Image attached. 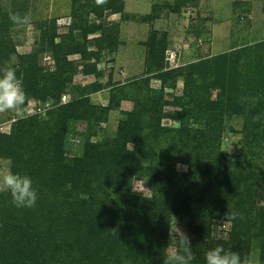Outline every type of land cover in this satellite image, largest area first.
<instances>
[{
    "label": "trees",
    "instance_id": "1",
    "mask_svg": "<svg viewBox=\"0 0 264 264\" xmlns=\"http://www.w3.org/2000/svg\"><path fill=\"white\" fill-rule=\"evenodd\" d=\"M43 3L0 0V67L14 68L27 94L26 114L13 133L0 130V171L27 174L38 190L36 206L26 209L0 191V264H162L175 218L189 220L192 264H204V253L217 245L252 256L254 238L262 240L264 264V41L242 40L225 53L176 66L168 63L167 35L155 32L144 76L105 83L90 37L99 34L97 46L118 52L122 24L105 18L127 19L125 0H72L65 34L57 18L39 20ZM9 11L28 14L30 23L14 25ZM30 25L37 31L34 48L21 55L12 31ZM45 53L54 74L40 64ZM75 56L84 63L80 73L97 75L96 82L75 84ZM180 80L185 103L171 104L165 89ZM105 90L108 105L94 104L92 94ZM29 97L52 104L47 118L28 115ZM125 102L136 110L123 112L112 134L111 115ZM171 105L181 109L173 116L177 127L164 124ZM257 114L262 119L253 123ZM239 120L240 128L232 124ZM227 133L238 136L240 153L226 150ZM75 137L84 139V149L71 156ZM138 180L150 183L149 196L134 192ZM228 212L238 215L226 220ZM216 222L232 224L227 239L213 236Z\"/></svg>",
    "mask_w": 264,
    "mask_h": 264
},
{
    "label": "rangeland",
    "instance_id": "2",
    "mask_svg": "<svg viewBox=\"0 0 264 264\" xmlns=\"http://www.w3.org/2000/svg\"><path fill=\"white\" fill-rule=\"evenodd\" d=\"M5 5H9V0ZM71 1L72 0H46L40 5L39 20L58 19L59 32L65 34L71 26ZM127 19H121L120 15H106L107 24L121 22V45L115 54L105 52L95 44V40L100 35L90 37V53H99L101 62L99 68L103 73V82L113 84L126 83L144 76L147 61V43H149L153 33L158 32L160 36L166 34L170 43L167 56L177 54L175 60L168 61L169 64L184 66L201 59L210 58L225 53L236 46L242 45V40L254 44L264 41V0H125ZM177 5L179 11L175 12ZM156 16L154 22H142L143 18ZM135 18V19H134ZM36 26L16 28L12 31V36L21 55L30 54L34 48ZM77 41L82 44L81 33H76ZM243 41V42H244ZM79 70V75L75 78V84L86 86L96 82L99 77H86L80 72L84 65L80 56L72 57ZM40 64L49 75L56 72L53 57L45 53L40 58ZM153 87L160 89L159 82L154 81ZM166 98L171 104H181L184 102V83L179 81L177 86L169 85L166 89ZM110 90L99 91L92 94L94 104L108 105ZM216 97V93H215ZM29 97V102L33 101ZM71 96H67L65 102H70ZM37 101V100H36ZM30 108L28 107V110ZM136 110L134 103L125 102L121 110L113 112L108 130L113 134L117 132L119 122L124 118L123 112H133ZM181 109L176 106L165 108L167 126H178L173 116ZM11 112L0 113L3 123H9V132L12 133L16 125V116L11 117ZM14 115V114H13ZM242 121L233 122L238 128L242 126ZM237 135L227 133L225 136L226 150L233 154L241 152V147L237 145ZM69 154L71 156L81 153L84 149V139L80 137L72 138L70 142ZM187 167H182L185 171ZM7 172L5 169L0 173ZM134 192L143 196L151 194V185L147 181L138 180L134 183ZM263 204V203H262ZM175 221L177 227L189 233V220L187 218H175L172 224V232L175 231ZM232 229L231 223L216 222L214 224L213 236L220 240L229 237ZM177 247L175 239L170 238V251ZM262 240L254 238L253 257L259 260Z\"/></svg>",
    "mask_w": 264,
    "mask_h": 264
},
{
    "label": "clouds",
    "instance_id": "3",
    "mask_svg": "<svg viewBox=\"0 0 264 264\" xmlns=\"http://www.w3.org/2000/svg\"><path fill=\"white\" fill-rule=\"evenodd\" d=\"M9 20L16 26H24L30 23L28 14L9 11ZM27 94L22 80L16 75V70L10 66L0 67V113L11 112L17 118H23L26 114L25 105ZM41 118H47L46 112H40ZM262 119L260 114L252 117V122L257 123ZM0 191H7L11 197V203L18 209L34 208L38 200V190L33 186L32 178L27 174L7 171L0 173ZM237 213L226 214V220L235 219ZM177 244L174 251L165 248L162 264H192L194 255L189 236L177 227L171 231ZM204 264H260L259 260L251 255H241L240 252L225 250L222 245L207 250L204 253Z\"/></svg>",
    "mask_w": 264,
    "mask_h": 264
},
{
    "label": "built area",
    "instance_id": "4",
    "mask_svg": "<svg viewBox=\"0 0 264 264\" xmlns=\"http://www.w3.org/2000/svg\"><path fill=\"white\" fill-rule=\"evenodd\" d=\"M176 57H177V54H176V55H174V54H170V55L168 56V61L175 60ZM65 99H66V97L63 99L64 102H65ZM65 103H66V102H65ZM52 107H53V106H52L51 103H46V104L44 105V104H41L40 102H37V101L33 100V101H30V102H29V108H30V109L28 110V115H29V116H32V115H39L41 111L46 112L47 110L52 109ZM17 121H18V120H16V122H17ZM11 123H12V122H9V123H2V124H0V130H1L2 132H6V133H10V134H11V132L8 131V130H9L8 126H9V124H11ZM13 131H14V129L12 130V133H13Z\"/></svg>",
    "mask_w": 264,
    "mask_h": 264
}]
</instances>
